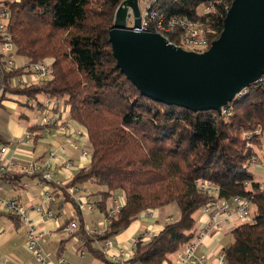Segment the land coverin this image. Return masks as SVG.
I'll return each instance as SVG.
<instances>
[{
    "label": "trees",
    "instance_id": "trees-1",
    "mask_svg": "<svg viewBox=\"0 0 264 264\" xmlns=\"http://www.w3.org/2000/svg\"><path fill=\"white\" fill-rule=\"evenodd\" d=\"M158 1L161 16L210 24L214 38L223 31L233 2ZM122 2L0 0V7L10 11L7 30L15 44L11 56L19 63L18 68L8 69L7 57L0 52V108L10 95L62 98L71 117L86 128L90 162L65 185H49L57 196L65 197L64 202L74 203L76 232L83 233L95 255L105 253L93 243L113 239L143 211L174 204L178 216L151 238L143 239L141 234L131 258L132 264H166L195 237L196 215L210 200L198 182L208 180L219 186L221 198L239 195L253 204V220L232 230L233 241L224 249L227 264H264V181L256 177L255 167L264 161V144L255 136H244L264 125V75L221 112L193 111L142 94L118 67L110 42L109 30ZM207 6L209 13L204 11ZM46 58L52 60L51 79L19 82L33 63ZM253 156L258 157L256 162ZM86 184L100 189L88 193L82 187ZM73 185L87 192L105 216L107 201L117 191L123 192L126 202L104 229L88 232L83 211L68 191Z\"/></svg>",
    "mask_w": 264,
    "mask_h": 264
},
{
    "label": "crops",
    "instance_id": "crops-1",
    "mask_svg": "<svg viewBox=\"0 0 264 264\" xmlns=\"http://www.w3.org/2000/svg\"><path fill=\"white\" fill-rule=\"evenodd\" d=\"M1 52V48H0ZM50 61L51 58H49ZM20 62H25L19 58ZM48 97L39 95L36 98H27L23 95H10L2 100L0 108V147L6 145L8 152L6 158L16 159V166L9 174L0 176L3 198H17L30 210V216L37 221L41 228L47 231L43 240V248L50 260L45 264H57L60 258L75 264H129L121 257L114 259L119 252L120 245L128 247L133 239L141 234L151 232L153 235L159 233L164 225L174 216H178V208L174 204L166 209L156 208L143 211L126 230L113 238L114 244L109 253L104 256L95 255L91 251L90 244H86L82 232H76L69 236L64 230V225L75 218L76 207L70 200L64 202V196H57L53 187H49L40 175H26L21 172V167L36 160L45 161L51 150H56L58 156L51 158L55 166L62 167L64 161H71L75 169L62 168L60 177L70 181L77 170L86 166L91 159L84 160L81 156L82 147L89 148V138L86 135H74L68 137L59 130L58 126L46 127L42 124L41 108ZM69 106L61 101L55 112L60 115L64 122L69 123L73 129L85 128L74 120L69 112ZM27 133L35 134L34 139L26 141ZM71 139V140H70ZM76 141L80 146L74 148L72 142ZM90 149V148H89ZM256 173H264L260 167ZM261 180V179H260ZM48 186V187H47ZM88 193H96L100 188L94 185H82ZM46 190L52 191L54 200L48 205L57 215L56 220L52 217L42 216L36 211V207L42 204ZM87 193V192H86ZM87 193V194H88ZM123 192L117 191L107 201V210L111 207L113 199L123 196ZM95 197H98L95 195ZM85 228L88 232L94 228L105 217V213L97 206L93 211H85ZM197 229L207 225L208 216L200 211L197 213ZM78 219V217H77ZM76 220V219H75ZM79 221V219H78ZM232 228L214 230L199 247L198 254L215 262L218 255L224 252L226 246L233 241ZM28 227L19 218L10 215L5 207L0 205V264H44L26 247ZM94 247H102L103 242L93 243ZM115 254V255H114ZM176 261V254L170 256L167 264Z\"/></svg>",
    "mask_w": 264,
    "mask_h": 264
},
{
    "label": "water",
    "instance_id": "water-1",
    "mask_svg": "<svg viewBox=\"0 0 264 264\" xmlns=\"http://www.w3.org/2000/svg\"><path fill=\"white\" fill-rule=\"evenodd\" d=\"M141 26L139 0H123L109 36L118 67L152 99L221 112L264 75V0H233L223 31L203 53Z\"/></svg>",
    "mask_w": 264,
    "mask_h": 264
},
{
    "label": "built area",
    "instance_id": "built-area-1",
    "mask_svg": "<svg viewBox=\"0 0 264 264\" xmlns=\"http://www.w3.org/2000/svg\"><path fill=\"white\" fill-rule=\"evenodd\" d=\"M158 2V0H147L146 12L142 14V26L141 28H136L137 30L158 32L163 35L169 43L188 51L203 53L211 47L212 42L216 38L211 35L215 33V30H213L210 24H202L201 22L195 23L188 19L176 16L169 18L161 16ZM204 11L205 13H209L211 11V7L207 6ZM9 18V9L0 7V48L1 52L7 57L8 69L13 70L19 67V63L11 56V54L15 51V44L12 35L7 30ZM150 23L153 24V29L149 28ZM171 34L174 36V39H171ZM52 77V63L50 64L41 60L33 63L31 66V72L29 74H23L19 79V82L28 83L44 81L51 79ZM246 89L247 88L238 94L236 98L241 97L246 92ZM59 102L60 99L57 97H48L45 100V103L41 108L42 124L46 127L58 126L59 130L65 133L68 137L71 136V139H73L75 134H82L88 137L86 128L73 129L69 123L64 122L60 115L55 112V108H57ZM224 112L227 113V109H224ZM245 136L248 139L255 136L257 139L261 140L264 138V125H260L254 131H248L245 133ZM25 137L26 141L29 142L31 139H34L35 134L27 133ZM72 144L74 148H79L80 146L76 141L72 142ZM7 152L8 147L6 145H2L0 147V174L13 169L17 163L16 159L13 157L6 158ZM57 156L58 152L56 150H51L45 161L36 160L26 163L21 167V172L28 174L38 172L42 173L43 180L49 187V184L52 182L58 185H65L67 181L60 177V171L63 167L66 169H75L76 167H74L75 165L71 161H64L62 167L58 168L50 160L51 158ZM81 156L84 160L91 159V150L88 147H82ZM257 160L258 157L253 156L252 161L256 162ZM198 187L210 197V200L201 207L203 213L208 216L209 221L207 222V225L198 228L195 237L176 253V261L173 264H227L225 252L219 254L215 262H211L208 258L199 255L198 249L202 246V244H204V240L212 231L227 228L234 229L240 223L252 221L253 204L248 197H242L239 195L234 196L229 200L221 198L219 195V186L208 180L199 181ZM68 191L77 201L81 211L91 212L96 208V204L92 201L89 194L79 187H76L75 185L70 186L68 187ZM1 192L2 186L0 185V205L5 207L8 213L19 216L22 222L27 225L28 231L26 247L39 261L45 264L50 260L42 245L43 240L48 234L47 231L41 228L37 221L32 219L30 216V210L17 198H3ZM44 195V200L42 201V204L36 207V211L42 216L45 215L58 220L60 215H57L48 207V205L54 200L50 190H46ZM125 202L126 200L124 195L114 198L111 207L108 209V215L105 216L103 220L100 221L94 228H91V231H101L104 229L110 223V218L113 215H116L121 207L124 206ZM77 229V220H72L70 223L64 225V230L69 236L74 235ZM152 236L153 234L151 232H147L143 234L142 238L148 239ZM139 241L140 237L138 236L133 239L132 243L128 247L120 245L118 254H114L117 256L114 259L121 257L129 264H132L131 258L134 255L136 244ZM113 244V239L110 238L105 240L102 246L103 251L109 253ZM57 264L75 263L67 262L62 257L57 261Z\"/></svg>",
    "mask_w": 264,
    "mask_h": 264
},
{
    "label": "rangeland",
    "instance_id": "rangeland-1",
    "mask_svg": "<svg viewBox=\"0 0 264 264\" xmlns=\"http://www.w3.org/2000/svg\"><path fill=\"white\" fill-rule=\"evenodd\" d=\"M139 6L141 9V13L144 14L146 12V9H147V0H139ZM133 21H134V17L131 15L128 24L132 25ZM43 61H46V62L51 64V61L48 58L44 59ZM244 136H245V134H244ZM261 142L264 144V138L261 139ZM255 167H256V170H258V167H259V170H261L260 167H262L264 169V161H262L260 165H257ZM256 177L258 179H261L262 181H264V173H256ZM170 206L171 205L163 206V209H166L167 207H170Z\"/></svg>",
    "mask_w": 264,
    "mask_h": 264
}]
</instances>
